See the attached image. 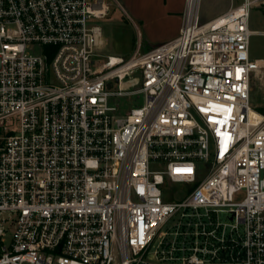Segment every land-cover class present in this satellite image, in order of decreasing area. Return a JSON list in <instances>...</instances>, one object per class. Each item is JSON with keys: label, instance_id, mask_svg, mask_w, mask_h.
I'll use <instances>...</instances> for the list:
<instances>
[{"label": "built area", "instance_id": "2783aa9c", "mask_svg": "<svg viewBox=\"0 0 264 264\" xmlns=\"http://www.w3.org/2000/svg\"><path fill=\"white\" fill-rule=\"evenodd\" d=\"M200 5L100 62L105 0H0V264H264V0Z\"/></svg>", "mask_w": 264, "mask_h": 264}, {"label": "rangeland", "instance_id": "374dc122", "mask_svg": "<svg viewBox=\"0 0 264 264\" xmlns=\"http://www.w3.org/2000/svg\"><path fill=\"white\" fill-rule=\"evenodd\" d=\"M105 1L109 4L107 15L103 18H92L89 21V25L98 24L102 27L104 45L99 49L100 62L105 61L107 55L130 58L138 45V27L145 35L148 31L158 37L169 33L172 29V19L166 16V9L180 6L183 0ZM239 2L241 0H201V18L203 21L211 20ZM165 3L168 5L167 8L164 6ZM251 29L255 31L251 38V56L252 58L264 57V6L258 5L253 8ZM141 49L145 51L144 47ZM100 62L93 61V64L96 66ZM136 76H140L139 73ZM124 86L131 89L140 87V85H135L132 78H129ZM144 102L143 93L117 100L122 113ZM251 104L257 109L264 108V72L253 82ZM181 195L182 193H178L174 199L182 198Z\"/></svg>", "mask_w": 264, "mask_h": 264}, {"label": "crops", "instance_id": "0c3cea01", "mask_svg": "<svg viewBox=\"0 0 264 264\" xmlns=\"http://www.w3.org/2000/svg\"><path fill=\"white\" fill-rule=\"evenodd\" d=\"M184 2H185V0L182 1L180 6L169 7V8H167V6H168L167 3L164 4V6L167 8L166 9V16L168 18L172 19V21H171L172 29H171V31L169 33L158 37L155 34H153L151 31H148V32H146L147 35H145V34H142L140 28L138 27V30H139L138 31V45H140L141 48L144 47L145 51H148L150 49H153V48L157 47L158 45H160L162 43L168 42V41L173 40L174 38H176L177 35L179 34L180 27H181V24H182V12H183L184 7H185V3ZM223 13L224 12H221L216 17H218L219 15H221ZM216 17H214V18H216Z\"/></svg>", "mask_w": 264, "mask_h": 264}, {"label": "trees", "instance_id": "16d2710c", "mask_svg": "<svg viewBox=\"0 0 264 264\" xmlns=\"http://www.w3.org/2000/svg\"><path fill=\"white\" fill-rule=\"evenodd\" d=\"M259 111H261V112H264V108H260V109H258Z\"/></svg>", "mask_w": 264, "mask_h": 264}]
</instances>
